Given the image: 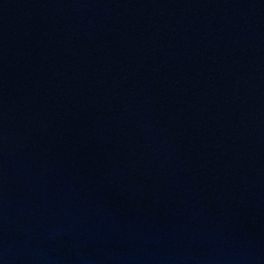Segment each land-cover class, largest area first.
Here are the masks:
<instances>
[{
	"label": "water",
	"instance_id": "water-1",
	"mask_svg": "<svg viewBox=\"0 0 264 264\" xmlns=\"http://www.w3.org/2000/svg\"><path fill=\"white\" fill-rule=\"evenodd\" d=\"M0 264H264V0H0Z\"/></svg>",
	"mask_w": 264,
	"mask_h": 264
}]
</instances>
